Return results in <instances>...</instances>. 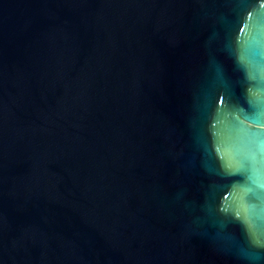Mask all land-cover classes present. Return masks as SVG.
I'll return each instance as SVG.
<instances>
[{
    "label": "water",
    "instance_id": "water-1",
    "mask_svg": "<svg viewBox=\"0 0 264 264\" xmlns=\"http://www.w3.org/2000/svg\"><path fill=\"white\" fill-rule=\"evenodd\" d=\"M0 264H264V0H0Z\"/></svg>",
    "mask_w": 264,
    "mask_h": 264
}]
</instances>
